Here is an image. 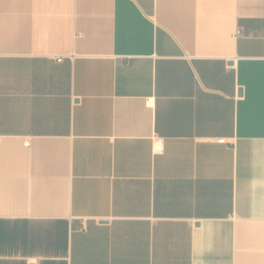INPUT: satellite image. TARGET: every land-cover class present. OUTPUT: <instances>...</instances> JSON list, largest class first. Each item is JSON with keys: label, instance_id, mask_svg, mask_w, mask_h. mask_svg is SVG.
Wrapping results in <instances>:
<instances>
[{"label": "crops", "instance_id": "0c3cea01", "mask_svg": "<svg viewBox=\"0 0 264 264\" xmlns=\"http://www.w3.org/2000/svg\"><path fill=\"white\" fill-rule=\"evenodd\" d=\"M0 264H264V0H0Z\"/></svg>", "mask_w": 264, "mask_h": 264}, {"label": "built area", "instance_id": "2783aa9c", "mask_svg": "<svg viewBox=\"0 0 264 264\" xmlns=\"http://www.w3.org/2000/svg\"><path fill=\"white\" fill-rule=\"evenodd\" d=\"M220 142H221V143H223L224 141H223V140H221Z\"/></svg>", "mask_w": 264, "mask_h": 264}]
</instances>
